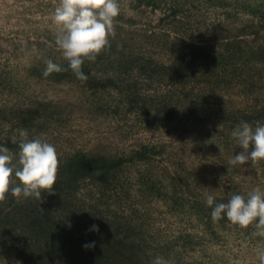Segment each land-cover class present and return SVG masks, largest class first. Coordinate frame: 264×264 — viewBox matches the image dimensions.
<instances>
[{"label":"rangeland","instance_id":"374dc122","mask_svg":"<svg viewBox=\"0 0 264 264\" xmlns=\"http://www.w3.org/2000/svg\"><path fill=\"white\" fill-rule=\"evenodd\" d=\"M59 2L0 0V145L15 158L19 129L53 144L68 208L112 222L138 264H259L264 238L213 220L205 194L226 203L264 188V160L233 163L242 149L230 135L264 123V0H119L86 80L55 42ZM48 59L64 70L45 77ZM79 158L91 165L69 186ZM44 196L0 202V264H56L28 256L41 241L24 220L28 201L64 211Z\"/></svg>","mask_w":264,"mask_h":264},{"label":"clouds","instance_id":"9594fccd","mask_svg":"<svg viewBox=\"0 0 264 264\" xmlns=\"http://www.w3.org/2000/svg\"><path fill=\"white\" fill-rule=\"evenodd\" d=\"M119 13V0H60L55 7L52 13L57 29L55 42L77 78L86 80L82 71L85 60L95 61L109 46V38L114 35V20ZM62 70L60 64L48 59L43 75ZM18 135L19 152L15 158L7 147L0 145V202L9 193L17 198L41 200L43 193L54 191L57 182L59 159L55 146L40 137L27 139L26 129H19ZM230 135L242 149L235 152L233 163L264 160V123L257 121L253 126L241 121ZM205 203L212 209L213 220L223 214L241 228L253 225L252 235L264 238V188L256 186L245 195L231 194L226 203L216 202L214 194L206 193ZM96 228V225L91 226L92 230ZM92 246V243L83 245L85 248ZM256 256L259 264H264V248L258 249ZM152 264H169V261L156 256Z\"/></svg>","mask_w":264,"mask_h":264},{"label":"trees","instance_id":"16d2710c","mask_svg":"<svg viewBox=\"0 0 264 264\" xmlns=\"http://www.w3.org/2000/svg\"><path fill=\"white\" fill-rule=\"evenodd\" d=\"M72 164L67 183L69 186L77 182L78 178L84 177L81 169L85 170L91 165L87 158H79ZM59 184L60 182L56 183ZM61 190V186H54L53 192L44 194L50 199L56 196L55 200L58 199L60 207L64 209L62 213L48 209L41 211L32 200L28 201V214L24 220L29 223L27 228L31 236L35 235L38 240L41 239L40 244H37L38 249L33 247L28 250L31 261L51 259L56 264H138L133 246L127 243L119 229L113 227L112 222L96 215H85L81 218L77 214L78 209L74 212L68 208L73 205L71 195L68 192L61 195ZM47 196H44L45 199ZM9 218L4 219L5 222ZM92 225L97 226L96 230L91 229ZM86 243H92L93 246L83 247ZM36 252L38 254H34Z\"/></svg>","mask_w":264,"mask_h":264}]
</instances>
